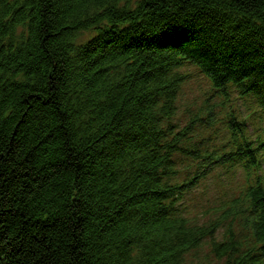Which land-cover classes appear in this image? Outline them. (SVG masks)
<instances>
[{
	"label": "trees",
	"instance_id": "obj_1",
	"mask_svg": "<svg viewBox=\"0 0 264 264\" xmlns=\"http://www.w3.org/2000/svg\"><path fill=\"white\" fill-rule=\"evenodd\" d=\"M190 66L210 90L188 107ZM206 244L264 264V0H0V264Z\"/></svg>",
	"mask_w": 264,
	"mask_h": 264
},
{
	"label": "rangeland",
	"instance_id": "obj_2",
	"mask_svg": "<svg viewBox=\"0 0 264 264\" xmlns=\"http://www.w3.org/2000/svg\"><path fill=\"white\" fill-rule=\"evenodd\" d=\"M94 33L93 32H87L84 34L83 39L86 40L90 37H92ZM185 72L191 74L188 84L185 86L184 94L182 97L181 104L186 103L188 107L195 105V103H198L201 105L204 101V98L206 96V93L208 95V92L210 90V85L204 77L199 75L197 69L195 67H187L185 68ZM194 107V106H193ZM180 120V117L178 118ZM223 122L219 121L216 124V128L214 130H206L203 132L202 135H205L206 137H209L212 135L213 142L214 143H220L221 142V132L223 128ZM201 195V192H196L193 196ZM209 203L205 201V199H202V208L198 210V213H200L198 216H203L210 207ZM210 216V215H208ZM208 219H204V221H207ZM186 264H216V259L211 254V247L209 244H206L202 249L199 251L193 253L188 258Z\"/></svg>",
	"mask_w": 264,
	"mask_h": 264
}]
</instances>
